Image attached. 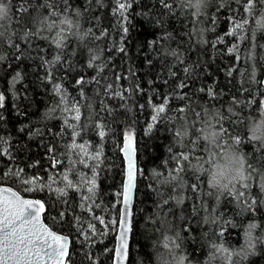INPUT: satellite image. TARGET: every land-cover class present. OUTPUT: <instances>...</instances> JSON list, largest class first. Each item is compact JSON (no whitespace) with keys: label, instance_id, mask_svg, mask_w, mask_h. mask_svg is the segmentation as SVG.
Returning a JSON list of instances; mask_svg holds the SVG:
<instances>
[{"label":"trees","instance_id":"16d2710c","mask_svg":"<svg viewBox=\"0 0 264 264\" xmlns=\"http://www.w3.org/2000/svg\"><path fill=\"white\" fill-rule=\"evenodd\" d=\"M216 2L217 0H208L207 7L202 9L197 18L192 15L194 9L185 6V0H168L172 6L171 12L164 10L158 0H136L129 15L130 31L123 44L126 52L121 53L116 50L121 47V31L117 25V17L112 14V0H101L100 5L96 0H68L70 8L63 15H60L63 0H10L9 15L0 20V32L4 33V38L0 40V55L5 57L0 61V92L6 96L5 107L0 110L5 117L0 122V137L8 141L6 146H10L15 160L0 157V170L18 165L25 169L28 176L45 177V182L47 176L52 175L56 180L52 185L53 189L64 187L59 177V172L67 167V159L60 156L64 149L57 147V155L64 160V166L53 170L45 147L48 144L62 145L70 141L66 137L64 140L53 141L48 131H58L60 121L56 118L45 119L47 109L54 104L51 85L42 79L45 67L40 59L43 56L46 60H52L57 50L49 41L36 37L24 39L21 26L25 21L31 18V31H39L40 36L49 37V40L57 38V32L63 29L67 37L65 47L61 63L54 67L53 72L67 89L70 98L79 96L75 80L80 76H84L86 81L93 76L98 80V83L92 82L84 86L86 98L82 104L91 102L92 109L81 107L84 114L81 125H89L84 139L95 146L90 151L102 149L101 166L97 169V194L94 198L99 207L93 209V214L103 217L107 227L92 221L96 225L97 235L85 240L76 233L75 228L70 230L67 223L59 222L58 216V213L65 212L66 220H71L73 213L82 220L90 219L89 214L78 207L79 194L69 191L68 196L58 198L54 191L24 192L18 182H8V185L21 194L44 201L46 211L43 218L51 228L66 235L71 231V256L68 264H112L124 177L121 147L123 133L129 129L135 134L139 171L128 264H176L177 257L181 255L188 257V264H227L220 258L210 259L213 244H223L229 250L239 252L244 242L243 229L250 222L258 223L260 230L256 235L264 236V209L251 215L244 213L241 217L233 203L222 199L217 205L206 195L209 191V177L192 171L190 165L189 171L179 174L183 187L175 182L174 186L160 185L159 180L168 177L174 167L170 162L165 163L170 161L168 148L171 146L175 152L179 150V146L173 142L170 123L161 121L150 133L146 131L153 114L149 101L159 105L167 97L171 110L165 113L166 117L176 116L175 109L189 104L196 111L201 110L196 107L197 104L209 107L212 110L209 119L219 109L224 114L223 126L229 133L244 138V143L234 146L239 149L238 152L246 155L248 160L259 154L256 151L259 145L249 144L246 137L249 135V121L260 116L264 97V87L260 83L264 70V31L257 30L255 23L264 18V5L257 4L254 19L249 17V24L245 29L232 37L225 35L230 29L227 17L231 13L227 8L217 11ZM49 4L54 6L59 19L67 18L71 24L61 25V20L57 19V28L49 32L46 25L53 23L46 11ZM23 7L28 8L26 13L21 11ZM230 7L236 9L238 6L231 3ZM213 16L216 19L214 26L211 24ZM105 31L107 35L102 36ZM252 33H255V39H252ZM217 37L222 38L220 43H216ZM9 40L12 45L18 44L19 49L11 47ZM201 40L206 43L201 44ZM153 41L156 43L153 44ZM213 43L215 47L212 46ZM233 45H238V55L242 58L240 62L227 51ZM89 52L98 58L96 66L92 68L87 66ZM173 52L176 53L175 57ZM16 55L22 58L14 59ZM186 67L189 68L188 74L183 71ZM230 69H235L231 76L228 75ZM17 72L22 79L10 91L12 78ZM117 76L120 77L119 80L116 79ZM181 82L187 87H177ZM106 85L112 86L107 93ZM136 86L141 91H134ZM200 88H204L205 92H199ZM209 88L218 94V100L208 99L206 92ZM125 89L131 92L130 96L129 92H124L128 97L126 101L111 94ZM13 92L18 95L13 96ZM185 93L187 97L180 99ZM233 96L239 103L232 104ZM101 101L110 112L100 110ZM141 105L144 107L141 108ZM229 108H232L231 113L228 112ZM17 109L22 114H17ZM90 111L92 120L86 119ZM59 116V112L53 114V117ZM187 117L190 123L192 113L188 112ZM97 119L106 125L104 131L107 135L103 140L91 127ZM200 127L204 125L197 124V128ZM21 128L24 130L20 131ZM227 139L225 136L220 142L224 143ZM195 154L200 155L198 149ZM33 164L36 165L35 168L28 167ZM191 164H203L205 169L210 167L203 160L193 159ZM84 171L91 176L90 172ZM154 173L162 175L157 178ZM191 184H196L197 189L193 190ZM156 189L164 193L163 199L169 201L167 205H163L156 195ZM177 199H181L183 203L178 205ZM194 207L200 210L194 212ZM161 219L168 223L161 225ZM212 220L215 222H211ZM112 221L116 223L113 225ZM228 221L231 223H226ZM221 230L224 235L218 238ZM172 238H176L175 242L180 245L178 250L172 247ZM165 244L169 247H164ZM232 264H264V248L258 246L256 255L249 257L247 261L233 255Z\"/></svg>","mask_w":264,"mask_h":264},{"label":"snow or ice","instance_id":"6c2138e0","mask_svg":"<svg viewBox=\"0 0 264 264\" xmlns=\"http://www.w3.org/2000/svg\"><path fill=\"white\" fill-rule=\"evenodd\" d=\"M159 4L164 10L171 12L172 6L168 3V0H158ZM98 5L101 4V0H96ZM112 14L117 17V25L120 28L121 36L120 42L121 47L116 50L125 53L126 49L123 46L127 34L130 31L128 25L131 21L129 20L130 10L136 0H112ZM231 3L237 4L236 9L230 7ZM257 4L264 5V0H217L216 8L217 11L220 9L227 8L231 13L227 19L230 24V29L226 36L235 37L238 33L245 29L249 24V17L254 19L253 13L257 8ZM208 5V0H185V6L189 9H194L192 15L199 18L202 9H205ZM70 8L68 0H63V9L60 15L66 13ZM240 9H243L240 12ZM23 12H27L28 8L23 7L21 9ZM46 11H48V16L52 18L53 23L47 24L46 29L51 32L57 28L55 21L59 19L57 11L54 9L53 5H47ZM10 12V0H0V20L8 17ZM61 20V25H70L71 21L67 18L59 19ZM31 18L25 21L21 26V31L23 32V38L28 39L29 37H36L40 40L49 41L50 45H54L57 50V54L52 60H46L43 56L40 57L41 64L45 67V75L42 78L48 84L51 85V97L54 106L49 107L45 113V119L56 118L60 121L59 130L53 132L48 129L53 141L64 140L66 137L70 143H63L62 145L48 144L45 147V151L48 154V159L50 162V168L57 170L64 166V160L60 159L57 155V147H62L64 151L60 153V156H64L67 159V167L59 172L60 182L63 183L64 187L52 188V185L56 183V180L52 175L47 176V182H45V177L39 175L28 176L25 173V169L19 167L18 165H10L7 170H0V264H68L70 261V235L57 234L52 231L46 224L42 223L41 215L45 213L46 206L45 203L40 200L26 199L20 192L14 191L12 187L8 186V182L17 183L24 192H39L48 190L49 192H55L57 197L68 196L69 191L79 194L80 203L78 207L82 212L89 214V220H82L79 215L73 213L71 220L65 219V212L58 213L61 223H67L70 230L75 228L78 235H82L85 240L91 239L93 236L97 235L96 225L92 221H96L101 225H106L105 220L101 216H95L93 214V209L99 207L95 202V196L97 194V169L101 166V156L102 149L95 148L94 151H90V148H94L89 141L84 139L89 125H81V119L84 115L81 112V107L92 109L91 102L87 104H82V101L86 98L83 91L84 86L88 83L96 82L98 83L97 77L93 76L91 80L86 81L84 76H80L75 80V87L79 88V96L71 97L67 89L64 87L63 83L59 82V78L55 77L53 69L56 65L61 63V55L65 47L66 36L64 35L63 29L57 32V38L40 36L39 31L32 32L29 25L31 23ZM198 22V21H197ZM216 19L213 16L211 24L214 26ZM257 25V30L264 31V18L255 21ZM102 36H106L107 32H102ZM4 38V33L0 32V40ZM99 39V37H98ZM220 37H217L216 43L221 42ZM252 39H255V33H252ZM11 47L19 49V45H12L11 41H8ZM156 43L155 41L152 42ZM201 44L206 43V41L201 40ZM215 47V43L212 44ZM38 51H44L38 49ZM228 53L235 57L237 62L241 61V56L238 55V45H233L228 48ZM172 55L175 57L176 53L173 52ZM89 60L87 66L92 68L96 66L95 62L98 59L94 54L89 52ZM22 57L20 55L14 56V59L20 60ZM5 57L0 55V61L4 60ZM251 59V56L249 57ZM151 64V61H149ZM235 69H230L228 75H232V71ZM183 71L188 74L189 68H184ZM175 75V73H171ZM22 79L19 72L16 73L12 78L10 84V91L15 88L16 82ZM117 80L120 79L119 76L116 77ZM166 82V81H165ZM151 84L152 82L149 81ZM260 83L264 84V81ZM111 85L105 86V91L107 93ZM179 88L187 87L184 82L177 85ZM134 91H141L139 86H136ZM199 92H205L204 88L198 89ZM246 91V90H245ZM124 92H129L125 89L123 92H112L111 94L118 97L121 101H126L128 97L124 95ZM18 95L13 92V96ZM131 92H129V96ZM195 95V93H193ZM206 95L210 101L218 100V94L211 88L206 92ZM220 95H223L222 93ZM187 97L185 93L180 99ZM6 96L3 92H0V110L5 107ZM15 103V101H14ZM239 103L236 97L233 96L232 104L235 105ZM264 104V101H261ZM101 111L110 112L107 107L103 106V101L100 102ZM169 101L165 97L164 102L155 105L149 101V106L152 108L153 114L151 116V122L148 124L146 131L150 133L153 128L164 121L171 124L173 142L175 145L179 146V150L173 152V148L170 146L168 152L170 153V161L165 163H172L174 167L170 170L169 176L165 179L159 180L160 185L174 186L175 183H181L182 177L180 173L189 171L190 169L195 172L202 173L209 177L212 171L211 164L214 162V157L216 154H222V149L231 145L239 146L244 143V138L239 135L232 136L229 130L223 126L224 114L220 112L219 109L215 111V114H211V109L206 105L197 104L196 107H200V111H196L192 105H186L185 107H180L175 109L176 116H165L167 111L171 109L168 107ZM141 108L144 106L141 105ZM59 112V117H53V114ZM191 112L193 119L188 122L187 113ZM228 112H232V108L228 109ZM17 114H22L17 109ZM98 116L99 113H96ZM92 113L89 112L86 119L92 120ZM5 117L3 112L0 111V122H3ZM215 120V123H213ZM183 121V123H180ZM179 123V128L177 124ZM197 124H202L204 127L197 128ZM92 129L95 131L96 135L103 140L107 135L104 131L106 125L100 120H94ZM207 129H215L214 131H207ZM24 129L21 128L20 131ZM38 133H30V135H37ZM227 136L228 139L224 143L220 141ZM249 144H257L259 148L256 150L259 154L254 155L252 160H248L246 155L241 154V164L244 174L236 179L235 181H230L225 185H212L210 186L209 179L207 184L209 186V191L207 192V198L214 201L217 205L220 204L223 199L226 202L233 203L234 207L238 209L237 214L242 215L244 213L254 214L256 212L264 209V136L260 139H256L247 135L246 137ZM123 146L121 151L124 153L127 160V170H126V182L123 184L122 192L120 193V202L123 204V209L119 216V241L118 246L114 249L116 264H124V261L128 255V236L132 231V211L130 208L132 202L133 189L135 188V181L137 172L139 171L136 167L134 160L135 154V134L130 129L123 133ZM8 141L3 137H0V157H7L9 160L14 161L15 157L10 151V146ZM191 145V147H189ZM238 152L239 149L234 147ZM184 149H187L185 151ZM199 150L200 155L195 154V150ZM195 159L197 161L203 160L205 163H209L210 167L205 169L203 164L199 166L191 164V161ZM38 163V162H37ZM190 165V169L189 166ZM30 168H35L36 165H28ZM90 172L89 177L86 173ZM175 173V174H173ZM158 178L162 173H154ZM70 177H75L72 179ZM199 179V177H197ZM190 187L193 190L197 189L196 184H191ZM156 195L161 199L163 205L169 203L168 200H164V193L156 189ZM176 203L179 205L183 203L181 199H177ZM200 209H193L194 212H198ZM55 219V218H54ZM206 222H208L206 220ZM211 222H215L212 220ZM113 225L116 221L111 222ZM161 225L168 223L166 220L161 219L159 221ZM226 223H231L230 221ZM86 224V227H85ZM235 227V225H232ZM260 230V225L256 222H250L246 229H243L242 238L245 243L241 245L240 251L235 255L239 256L242 260L247 261L249 257L255 256L257 253L258 246L264 248V236H258L256 233ZM255 233L253 236L252 233ZM224 231L218 234V238H222ZM179 233H177V237ZM176 238H172L171 244L175 249H179L180 245L175 242ZM248 241H251L250 243ZM164 247H169L165 244ZM233 254L228 248L224 247L223 244L212 245V252L210 253V259L215 260L217 258L225 259L227 258V264H232ZM179 264H188V257L181 255L179 257Z\"/></svg>","mask_w":264,"mask_h":264},{"label":"clouds","instance_id":"9594fccd","mask_svg":"<svg viewBox=\"0 0 264 264\" xmlns=\"http://www.w3.org/2000/svg\"><path fill=\"white\" fill-rule=\"evenodd\" d=\"M249 136L260 139L264 136V106L260 109V116L258 119H251L248 124ZM241 154L236 149L229 145L222 149V154L218 153L214 157V162L211 164L212 171L209 174L210 186L220 184L225 185L230 181L239 179L244 174L241 164ZM247 234V225L245 226ZM252 235L255 233L253 231ZM249 243L251 241H248ZM245 247L247 243L244 241ZM233 255L236 253L233 250H229ZM179 257H177L176 264H179ZM233 257V256H232ZM227 262V258L223 259Z\"/></svg>","mask_w":264,"mask_h":264},{"label":"water","instance_id":"95a60500","mask_svg":"<svg viewBox=\"0 0 264 264\" xmlns=\"http://www.w3.org/2000/svg\"><path fill=\"white\" fill-rule=\"evenodd\" d=\"M261 81H264V70H263V74H262V78H261ZM263 87H264V84H262ZM263 101H264V97H263ZM262 106H264V104H262ZM123 142L124 140H122V146H123ZM135 146V145H134ZM122 148V147H121ZM121 154H122V157H123V160H124V177H123V184L126 182V170H127V160L125 158V155L124 153L121 151ZM134 160H135V163H136V167H137V159H136V146H135V154H134ZM138 169V167H137ZM137 175H138V172H137ZM136 183H137V176H136V181H135V188L133 189V195H132V202H131V205H130V208H131V211H132V225H133V218H134V203H135V196H136ZM123 184H122V188H123ZM9 187H12L10 185H8ZM14 191H18L16 190L14 187H12ZM19 192V191H18ZM21 194V193H20ZM24 198L26 199H33V200H40L42 202H44L43 200H41L40 198H35V197H31V196H26V195H23L21 194ZM123 209V204L121 203L120 204V211H119V216H120V213ZM44 214V213H43ZM43 214L41 215V221L42 223L46 224L52 231L56 232L57 234H62V235H66V234H63V233H60L56 230H54L53 228H51L44 220L43 218ZM133 229V227H132ZM131 238H132V231L129 233V236H128V255H127V258L126 260L124 261V264H128V260H129V252H130V247H131ZM118 241H119V217H118V223H117V230H116V235H115V245H114V249L118 246ZM69 249H70V245H69ZM112 264H116V260H115V252H113V258H112Z\"/></svg>","mask_w":264,"mask_h":264}]
</instances>
